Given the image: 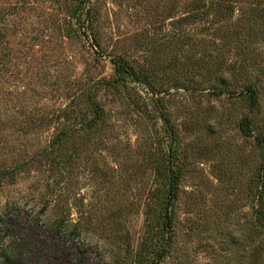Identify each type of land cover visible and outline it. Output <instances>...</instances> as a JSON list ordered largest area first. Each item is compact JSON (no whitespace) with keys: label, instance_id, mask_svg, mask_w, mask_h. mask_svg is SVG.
<instances>
[{"label":"rangeland","instance_id":"obj_1","mask_svg":"<svg viewBox=\"0 0 264 264\" xmlns=\"http://www.w3.org/2000/svg\"><path fill=\"white\" fill-rule=\"evenodd\" d=\"M262 171L264 0H0V264H264Z\"/></svg>","mask_w":264,"mask_h":264},{"label":"trees","instance_id":"obj_2","mask_svg":"<svg viewBox=\"0 0 264 264\" xmlns=\"http://www.w3.org/2000/svg\"><path fill=\"white\" fill-rule=\"evenodd\" d=\"M116 64V77H115V81H120L121 79H125L127 78L128 75H133L135 72V70L133 69V66L131 64H127L125 62L122 61H114ZM90 106L93 109V116L92 117H88L86 118V116L83 117V120H85V122L87 123V126L90 128H96L98 127L100 124H103V122H105V116H106V112L105 109L103 107V105L100 102H97L93 99L90 100ZM242 130L247 134L249 132L248 127H249V123L247 120L243 121V124H241ZM75 135H72L70 132H68L67 130H63L60 133H58V135L56 136V139L52 142V146L53 147H57L59 149H62L64 147L67 146V138L68 137H73ZM262 142V141H260ZM46 149V148H44ZM43 149V150H44ZM61 151V150H59ZM64 153V152H63ZM62 153V154H63ZM67 157L71 159L72 154H68L67 153ZM14 166L11 168H9V170H4V173L2 175H11L13 176L15 174V170H14ZM175 171L173 168H170V173L168 174V176H166L168 179V190L167 193L165 194V198H164V202H163V218H164V225H163V229L168 231L169 228L173 225L174 223V219L172 217V211H173V204H174V199L175 196L177 194V182H178V175L174 174ZM1 174V173H0ZM2 177V176H0ZM260 183L262 184V188L264 186V172L262 171V174H260ZM263 190L260 191L259 194V200L262 201L264 196L262 194ZM150 210H151V206H148L147 209V217H146V222L148 223L149 220V216H150ZM259 217H261V219L263 220L264 218V214H259Z\"/></svg>","mask_w":264,"mask_h":264}]
</instances>
